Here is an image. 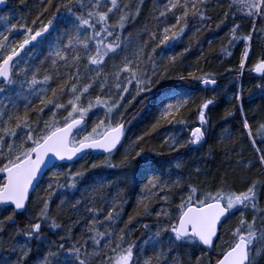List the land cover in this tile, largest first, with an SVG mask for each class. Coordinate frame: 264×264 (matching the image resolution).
<instances>
[{
    "label": "trees",
    "instance_id": "1",
    "mask_svg": "<svg viewBox=\"0 0 264 264\" xmlns=\"http://www.w3.org/2000/svg\"><path fill=\"white\" fill-rule=\"evenodd\" d=\"M68 2L69 0H52L49 5L48 0H9L7 7H0V17L8 16L10 24L25 23L35 31L41 22L47 23L54 15L57 19L62 15L66 16L67 13L63 6ZM83 2L86 8L80 9L73 0L72 6L77 14L88 10L89 0H83ZM166 2L167 0H143L141 4L140 0H120L121 7L124 3L129 4V9L126 11L135 13L139 7V15L130 17L123 31L124 37L130 39L128 47L119 55L111 59L106 58L102 69L105 74L116 71L117 69L113 67L114 63L122 66V58L125 55L130 59H135L136 46L146 44L140 70L151 76L152 64L148 62L147 57L152 54L151 49L156 48V52L152 55L157 66L158 77L162 76V78L153 77L151 91H144L139 95H136L135 82H133L129 86L131 95H126L123 101L124 107L112 116L113 122L121 120V117V122L127 120L125 136L118 151L112 157L113 163L119 164L125 154L132 160L135 153L143 148L148 154L159 153L154 156L158 162L156 169L149 173H138L135 160H132V163L124 169L104 167L92 169L91 164H101L106 156L90 152L83 159L65 163L64 171H67L69 167L73 172L85 171L83 179L78 181L77 189H57L54 185L51 194L45 191L47 184L52 182L49 179L52 172L47 171V175H44L39 182V188L31 194L27 208L23 212H16L14 223L5 221L3 225H0L2 228L0 230V258L15 260L20 255L19 246L27 243L31 252L26 258V264H43V258L46 256L48 264H57V260L63 264L65 256L62 252L58 253L56 259L48 256V253L50 251L57 252V248L54 246L64 243L65 248L71 244L86 247L89 253V264H108L109 257L114 258L117 254L112 252L111 248L115 247L116 243H120L118 237L123 234L122 246L127 247L128 243H135L133 254L134 258L139 260V264H144L148 258H152V264H173L176 257H179L182 264H195L198 256L203 257L201 264H207V261L215 264V260L218 258L217 254L233 242L232 232L239 226L240 211H234L223 222L219 232L220 239L215 242L214 250L199 245L181 244L173 247L172 252H168L167 248L172 246L167 242V233L163 234V246L153 248L151 244L145 245L144 241L156 230L157 223L171 224L174 222L177 215L176 206L180 204L181 196L187 195L189 184L196 185L203 191L215 192L218 188L226 186L232 191L239 192L246 190L255 181L258 184V206L264 208V188L259 187L264 184V165L259 162L257 152L259 148L261 153H264V135L257 131L259 126L264 124V92L256 87L258 84H264V75L258 76L252 72L255 63L264 58V33L253 35L251 52L245 62L244 69L241 70L239 64L247 44L244 41H237L233 46H228L231 26L240 24L241 27L237 34L246 35L251 30L252 21L237 12L235 7L229 8L231 0H209L206 15L211 16V20L201 21L198 17L193 18L190 14L187 21L188 27L183 37L175 42L174 46L160 45L157 47L161 29L167 25L158 26L154 17L158 15V11ZM58 7L60 8L59 12H57ZM173 12L176 16L181 14L177 10H173ZM225 12L229 13L227 18L224 15ZM232 12H237L235 19L232 18ZM116 15L118 16L119 13ZM34 20L36 21L35 25L32 23ZM110 22L115 23L116 16L110 15ZM53 23L56 24L57 21L54 20ZM173 23H175V19L169 13L168 24ZM10 24L6 25L3 20H0V32L8 35L5 28ZM66 27L69 25L60 23L56 32L50 29L51 35L45 34L46 41H42L40 50L36 52L37 49H35L34 53L32 52L29 64L21 65V67L29 69V77L36 67L40 68L37 74L38 79H42L44 75H51V88L57 87L58 84L68 83L70 85L72 81L69 80V76L75 72L71 59L68 60L67 65L60 60H57L56 65H52L51 58L45 59L49 57V53L54 50L57 43L54 37L61 35ZM262 27H264V22L257 21V28ZM151 32L157 33L156 39H150L149 33ZM22 39V30L14 31L9 35L10 42ZM66 42L65 38L64 43ZM225 48L231 52L230 56L222 51ZM67 55L71 57L73 52L69 50ZM80 55L82 57L79 65L82 76L80 83L83 84L88 82L89 77H95L96 69L87 65V60L83 59V51L80 52ZM171 56L176 57L175 62L169 60ZM42 61L43 64H41ZM163 68L167 69L166 73L159 72V69ZM189 72H194L196 76L214 78L217 80V84L213 87H206L200 81H194L191 78L185 81L177 79L179 75L188 77ZM123 77L124 74L121 78L123 79ZM108 83H112L111 77ZM99 84L98 80L93 85V89H90V95L86 94L82 98L85 105L88 99H94L98 95L102 97L108 95L107 87L101 92ZM178 84H185L190 93L189 103L176 115V119L185 121L184 124L169 123L168 120L161 119V109L165 104L172 102L165 99V96L169 95ZM237 94L242 96L241 101L235 99ZM5 95H12V93L9 92ZM113 95H117V93L113 92ZM133 96L135 99L132 98ZM0 98L3 97L0 96ZM48 98H51L50 91ZM69 99H71V94L66 89L60 102L66 104ZM208 99H213L214 103L206 110L207 123L203 126L206 129L204 140L200 145L188 144L186 147H178V150H173L169 146L170 137L176 136L181 144H186L190 139L191 130L201 126L198 119L199 109ZM5 103L8 102L5 100ZM33 105L40 107L39 100H33ZM70 110L67 108L58 111L57 119L66 116L67 111ZM30 115L33 114L30 112ZM50 116L51 110L46 108L43 119L49 120ZM104 118V110L94 108L86 117L87 130L90 131L100 119ZM245 118L252 128L251 138L247 134V129L244 128ZM138 137H143V139L136 142ZM253 139L255 144L252 142ZM177 162L182 165L179 169L175 167ZM0 176L3 174L0 173ZM153 176L159 177L161 181L179 178L181 184L173 186L170 192L159 193L160 197L167 194L169 197L167 201L149 197L150 211L145 213L138 200L143 196L145 186ZM60 182L64 183L63 178ZM101 183L105 187L102 191L94 193L92 189L99 187ZM37 194L42 197L51 195L50 216L55 218L61 227L52 229L49 221H40L42 239L28 240L23 232L31 224L37 222L35 218L42 207V202L37 200ZM90 197L94 198L90 199ZM113 198L119 202L120 219L115 225L99 226V230L103 232L107 227L114 235L110 243L102 240L100 246L94 247L87 227L93 219L100 221L105 219L110 210L108 202ZM89 208H96L99 212H90ZM161 209L170 212L173 219L157 221L156 214ZM12 212V208L0 209V220L11 215ZM252 215V212L244 213L249 221L252 219ZM129 217H133L131 223H129ZM262 220L264 217L257 215L258 237L264 233ZM145 224L149 226L147 230L143 227ZM61 237L64 239L61 240ZM161 247L165 252L163 256H159ZM13 248H16L17 251L13 252ZM258 251L259 255H257ZM93 253L98 254L93 255ZM251 255L254 264H264V238L254 241Z\"/></svg>",
    "mask_w": 264,
    "mask_h": 264
},
{
    "label": "snow or ice",
    "instance_id": "2",
    "mask_svg": "<svg viewBox=\"0 0 264 264\" xmlns=\"http://www.w3.org/2000/svg\"><path fill=\"white\" fill-rule=\"evenodd\" d=\"M52 0H48L50 5ZM143 3V0H140ZM209 0H167L162 9L158 11V15L154 18L158 22V26H163L157 47L160 45L174 46L179 41L188 27V19L190 14L193 18L198 17L201 21L211 20V16L206 15ZM6 4V0H0V5ZM73 0H69L64 5L66 16H60L59 19L54 15L47 23L41 22L37 30L28 27L25 23L10 24V17L3 16V20L9 27L5 28L8 35L0 32V209L6 210L12 208L13 212L3 220L14 223V216L19 210L25 209L29 202L30 191H36L39 188V178L47 175V171L52 172L49 178L52 182L47 184L45 191L53 192V188L57 189H77L78 181L82 180L85 171L77 170L75 172L69 167L64 171L65 163L74 162L75 159H83L91 151H97L106 156L101 164H91V168L104 167L109 169H124L128 167L132 160L136 161V171L138 173H149L156 169L157 161L155 155L159 153L148 154L143 148L135 153L132 160L125 154L119 164L112 161L114 153L121 146L122 139L125 136V125L121 120L113 122L112 116L119 112L123 105L126 95H131L129 86L135 82L136 95L144 91H151L153 77H158V70L153 58L156 48L151 49V53L147 57L148 62L152 64V74L140 70V64L144 58L145 45L138 44L134 52L135 59H130L127 55L122 58V66L115 63L113 67L117 70L110 73H103L102 69L106 58H113L124 51L130 39L124 37L123 31L130 17L139 15V7L135 13L126 11L129 4L124 3L121 7L120 0H89L88 10L77 14L72 6ZM75 5L80 9H85L86 5L83 0H75ZM235 7L237 12L243 14L252 21L251 30L246 35H238L240 24L231 26V35L229 37L228 46L231 47L237 41H244L247 44L240 60L239 67L244 69L245 62L249 57L251 42L253 35L264 33V27L257 28V21L264 22V0H231L229 8ZM103 9V10H102ZM173 10L179 11L181 14L176 16ZM46 11V9H45ZM60 8H57V12ZM237 12H232V18L235 19ZM119 13L117 16L116 14ZM171 13L175 19V23L168 24V15ZM110 15L116 16V22H110ZM227 18L229 13H224ZM57 23L54 24L53 21ZM35 25L36 21H32ZM60 23L69 25L61 35L54 37L57 43L54 50L49 53L52 59V65H56L57 60L63 61L67 65L71 59L75 72L69 76L72 82L58 84L57 87L51 88V75H44L42 79L37 78L40 71L39 67L32 70L31 77L28 76L29 69L21 67L28 65L32 59L30 55L37 47L42 46L41 42L46 41L45 34L51 35L58 30ZM179 26V27H178ZM219 27V25H218ZM23 31V39L20 41H9V35L12 32ZM150 39H156L157 33H149ZM39 38V40H38ZM66 38V43L64 40ZM29 46H31L29 48ZM27 49V52L25 50ZM71 50L73 55L69 57L67 52ZM83 51V59L87 60V65L96 69L95 77H89L87 83H80L82 79L80 72V61L82 59L80 52ZM187 51V49H185ZM227 55H231L227 49H222ZM25 55H21V53ZM169 60L175 62L176 57L171 56ZM43 64V61L41 62ZM256 73L264 74V58L258 60L254 65ZM160 73H166L167 69H159ZM124 74L123 79L121 78ZM111 77L112 83L108 80ZM162 78V76L158 77ZM191 78L194 81H200L203 85H216V79H209L206 76H196L194 72H189L188 77L179 75V81H185ZM100 81L99 88L103 92L107 87L108 95L102 97L96 96L94 99L82 100L86 94L90 95V89L93 85ZM16 86V87H13ZM261 92H264V84L256 85ZM71 94V99L67 103H61V98L65 95V90ZM49 91L51 98H48ZM11 92L12 95H5ZM113 92L117 95H113ZM190 93L185 84L176 85L169 95L165 96L172 102H169L161 109V119L168 120L169 123L184 124L183 119H176L179 111L189 103ZM135 99V96L132 97ZM237 101H241L242 96H235ZM5 100L8 103H5ZM33 100H39L40 107L33 105ZM21 102L23 111L21 112ZM214 103L213 99H208L200 106L198 119L199 127L191 130L190 139L186 144H181L176 136L170 137L169 146L173 150L178 147H186L190 145H200L204 140V125L207 123L206 110ZM242 107V105H241ZM51 110L49 120L43 119L45 109ZM67 111V115L57 119V112L60 110ZM94 108H102L105 118L100 119L90 131L86 127V117ZM54 109V110H53ZM30 112L33 115H30ZM171 118V119H169ZM42 125V127H41ZM155 127V126H154ZM244 128L251 138L252 128L248 124L247 119L244 120ZM258 133L264 135V124L258 128ZM138 137L136 142L142 140ZM19 141V143H17ZM167 142V141H166ZM255 144V140H252ZM259 154V162L264 165V153L257 149ZM251 162L249 161V164ZM175 167L181 168V163L177 162ZM47 170V171H46ZM199 171V169H197ZM170 175V173H169ZM63 178L64 183L60 180ZM180 179L161 181L159 177L153 176L148 180L145 186L143 196L138 203L143 206L144 212L150 211L149 197L160 198L165 201L169 199L168 195L159 196L160 192H170L173 186H180ZM105 187L103 183L99 187H94L92 191L99 192ZM264 188V184L259 185ZM258 184L253 182L246 190L232 191L224 186L218 188L215 192L203 191L196 185L189 184L187 195L181 196V202L176 206L177 215L171 224L157 223L156 230L144 241L145 245L151 244L153 248L163 246V234H168L167 251L172 252L173 247L181 244L199 245L209 250H214L215 242L220 239L218 229L222 226V220H226L234 211H240L241 218L239 226L233 232V242L225 249L217 254L215 264H254L251 255V249L254 241L258 238H264V233L258 237L257 235V215L264 217V208L258 206ZM94 197H90L93 199ZM37 200L42 202V207L36 216L35 223L31 224L23 235L28 239L41 240V223L40 221H49L52 229L60 228L61 225L56 219L50 216V200L51 195L39 196ZM63 203V201H61ZM77 203H80L77 201ZM109 203V211L103 221L93 219L87 227V231L91 234L90 239L94 247L100 246L101 241L111 242L114 233L105 227V231H100L101 225H115L121 216L119 202L113 198ZM88 211L98 213L96 208H89ZM245 212H252V219L249 221L245 216ZM133 217H129L131 223ZM157 221L171 220L172 214L164 209L156 214ZM264 222V220H262ZM127 227V226H126ZM146 230L149 228L147 224L143 226ZM2 230V228H0ZM123 233V230H121ZM64 238L61 237V240ZM120 243H116L111 251L117 253L116 256L109 257L108 264H139V260L134 258L133 249L135 243H128L127 247H123L124 235L118 237ZM87 244V241H85ZM57 252H49L48 256L53 259L57 258L58 253L62 252L65 256L63 264H89V253L83 245L77 246L71 244L65 248L64 243L55 245ZM13 252L17 249L13 248ZM142 251V249H141ZM31 252V248L27 243L19 246L20 255L13 261L7 258H0V264H26V258ZM98 253H93L96 255ZM165 255L163 247L159 256ZM259 255V251L257 252ZM158 258V257H157ZM202 256L196 258L195 264H201ZM43 264H48V257L43 258ZM57 264L60 261L57 260ZM144 264H152V258L144 261ZM173 264H182L179 257H176ZM211 264V261H207Z\"/></svg>",
    "mask_w": 264,
    "mask_h": 264
},
{
    "label": "water",
    "instance_id": "3",
    "mask_svg": "<svg viewBox=\"0 0 264 264\" xmlns=\"http://www.w3.org/2000/svg\"><path fill=\"white\" fill-rule=\"evenodd\" d=\"M8 3H9V0H6V4H4V5H0V7L1 8H5V7H7V5H8ZM38 40H39V38H38ZM31 46H29V48H30ZM27 50V49H26ZM25 50V51H26ZM23 53V52H22ZM22 53H21V55H22ZM252 72L254 73V74H256V75H258V76H261V75H264V74H261V73H256L255 71H254V68H253V70H252ZM209 79H211V78H209ZM217 81V80H216ZM201 84H202V82H201ZM217 84V83H216ZM203 85V84H202ZM205 86V85H204ZM213 86H215V85H207L206 87H213ZM123 123H124V125H125V128H126V124H127V120H124L123 121ZM123 140V139H122ZM119 147V146H118ZM91 152H97V151H91ZM90 153V152H89ZM97 153H99V152H97ZM77 159H75L74 161H76ZM47 171V170H46ZM44 177V175L43 176H41L40 178H39V182H40V180L42 179ZM33 193V191H30V194H29V200H30V197H31V194ZM29 203V202H28ZM28 203L26 204V207H25V209L27 208V205H28ZM25 209H22V210H19L18 212H23ZM225 220H222V224H223V222H224ZM220 228L221 227H219V229H218V235H219V232H220Z\"/></svg>",
    "mask_w": 264,
    "mask_h": 264
},
{
    "label": "rangeland",
    "instance_id": "4",
    "mask_svg": "<svg viewBox=\"0 0 264 264\" xmlns=\"http://www.w3.org/2000/svg\"><path fill=\"white\" fill-rule=\"evenodd\" d=\"M41 45H42V42H41ZM40 48H41V46H40V47H37V48H36V49H37L36 52H37L38 50H40ZM39 52H40V51H39ZM250 52H251V49H250ZM250 52H249V53H250ZM33 53H34V52H33ZM33 53H31L30 55L32 56Z\"/></svg>",
    "mask_w": 264,
    "mask_h": 264
}]
</instances>
